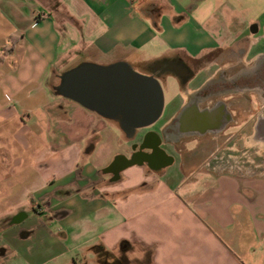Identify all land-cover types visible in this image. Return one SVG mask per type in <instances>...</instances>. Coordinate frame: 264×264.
<instances>
[{
  "label": "crops",
  "instance_id": "crops-1",
  "mask_svg": "<svg viewBox=\"0 0 264 264\" xmlns=\"http://www.w3.org/2000/svg\"><path fill=\"white\" fill-rule=\"evenodd\" d=\"M118 61L178 84L134 139L47 82ZM262 66L264 0H0V264H264V169L233 159H263V98L259 127L221 136L214 159L174 140L159 164L132 159L217 71Z\"/></svg>",
  "mask_w": 264,
  "mask_h": 264
},
{
  "label": "flooded vegetation",
  "instance_id": "flooded-vegetation-1",
  "mask_svg": "<svg viewBox=\"0 0 264 264\" xmlns=\"http://www.w3.org/2000/svg\"><path fill=\"white\" fill-rule=\"evenodd\" d=\"M169 69L180 76L179 85L184 88L189 72L178 63H174ZM237 72L239 73L232 67L217 71L215 77L203 87L188 94L186 102L178 108L168 124L158 126V132L148 129L143 141L133 144L132 159L144 158L151 164L163 162L164 152L161 147L168 144L163 143L164 140L175 141L179 156L202 158V161L214 159L216 146L224 142L221 136L224 138L227 135L232 136L233 132L238 134L244 130H253L259 120L258 99L264 92V66L258 72L249 71L253 72L252 75L247 73L249 75L236 76ZM150 74L159 80V77L162 78L163 70ZM247 117L251 118V121L245 120ZM259 123H256V128L259 127ZM212 133L221 135L216 139L207 138ZM134 137L135 135L131 139ZM238 142H240L238 138L230 140V143ZM187 145L192 150L193 148L199 150L188 152L189 149L185 147ZM233 155L234 160L243 162L238 152H234ZM120 164L119 157H116L108 169L114 171Z\"/></svg>",
  "mask_w": 264,
  "mask_h": 264
},
{
  "label": "water",
  "instance_id": "water-1",
  "mask_svg": "<svg viewBox=\"0 0 264 264\" xmlns=\"http://www.w3.org/2000/svg\"><path fill=\"white\" fill-rule=\"evenodd\" d=\"M59 95L117 121L128 139L160 117L164 96L157 77L137 72L123 61L100 65L82 62L62 72Z\"/></svg>",
  "mask_w": 264,
  "mask_h": 264
},
{
  "label": "rangeland",
  "instance_id": "rangeland-1",
  "mask_svg": "<svg viewBox=\"0 0 264 264\" xmlns=\"http://www.w3.org/2000/svg\"><path fill=\"white\" fill-rule=\"evenodd\" d=\"M225 59L226 58H224V61H225ZM222 62V61H221ZM135 68V69H134ZM133 69L135 70V71H137V72H140V73H142L141 71H140V69L139 68H137V67H134ZM251 71V70H250ZM247 73H249V72H247ZM246 73V75H249V74H253V72H251V73H249V74H247ZM255 73V72H254ZM251 74V75H252ZM53 80L54 81H56V79H55V77H53ZM159 82H160V84H161V86H162V89H163V96H164V108L168 105V102L170 101V98H172V97H174L175 95H176V93L178 92V84H177V81H176V79L174 78V77H172V76H170V75H168V76H166L164 79L163 78H160L159 77ZM164 85H166V87L164 86ZM263 90H264V88H263ZM261 98H263L264 99V92H262V97ZM164 108H163V111H164ZM263 111H264V106H263ZM163 113V112H162ZM239 143L240 142H238V144H236L234 147H235V149H236V151H238V150H240L241 149V146H239ZM217 149V148H216ZM241 151V150H240ZM251 153H253V151H251ZM247 154H249V153H247ZM246 154V155H247ZM263 154V153H262ZM251 155V154H250ZM263 159H264V154H263V157H262ZM218 159V158H217ZM242 159V158H241ZM251 161H247V159L246 158H243V163L248 167V166H251V167H248L249 169H250V172L252 171V172H259V170H261L260 168H263L264 169V161H263V159H261L260 160V158H258L257 157V159H254V158H252V157H250L249 158ZM240 162V161H239ZM254 166H256V167H254ZM262 169V170H263ZM261 170V171H262ZM251 172V173H252ZM243 173L244 174H246V175H248L247 174V172H245V171H243Z\"/></svg>",
  "mask_w": 264,
  "mask_h": 264
},
{
  "label": "trees",
  "instance_id": "trees-1",
  "mask_svg": "<svg viewBox=\"0 0 264 264\" xmlns=\"http://www.w3.org/2000/svg\"><path fill=\"white\" fill-rule=\"evenodd\" d=\"M53 77H55L56 81L53 80ZM47 82H48L49 87L52 89V91L55 94H58L56 91V85L59 83V76L56 75L54 71L50 72Z\"/></svg>",
  "mask_w": 264,
  "mask_h": 264
}]
</instances>
